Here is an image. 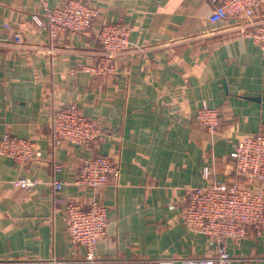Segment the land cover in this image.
<instances>
[{"label":"crops","instance_id":"obj_1","mask_svg":"<svg viewBox=\"0 0 264 264\" xmlns=\"http://www.w3.org/2000/svg\"><path fill=\"white\" fill-rule=\"evenodd\" d=\"M62 1L0 0V135L31 138L42 152L24 165L0 156V264L51 257L67 264H189L210 255L213 246L186 227L181 211L191 188L233 177L240 135L264 134V54L240 32L264 15L212 23V0H84L99 9L95 26L130 27L116 72L100 77L81 70L98 57L93 37L67 33L47 54V32L30 16L41 2ZM202 101L220 115L213 132L195 122ZM70 105L106 133L87 146L51 151L49 112ZM96 154L117 162L119 174L94 194L74 180L82 160ZM21 175L37 183L14 187ZM53 177L65 181L57 192ZM93 198L106 206L108 224L87 259L86 248L67 238L64 208ZM225 244L238 264H264V226Z\"/></svg>","mask_w":264,"mask_h":264},{"label":"built area","instance_id":"obj_2","mask_svg":"<svg viewBox=\"0 0 264 264\" xmlns=\"http://www.w3.org/2000/svg\"><path fill=\"white\" fill-rule=\"evenodd\" d=\"M214 5L208 19L217 23L228 18L240 20L264 15V0H212ZM41 11L32 13L31 20L45 28L48 37L47 54L54 53L57 44L67 33L93 37L99 46L95 62L81 66V70L93 76H110L116 72V60L129 47L130 27L123 21L102 22L95 26L99 9L84 0H64L49 6L43 2ZM10 28V24H4ZM13 40L22 44L20 30H13ZM264 54V21L251 25L249 32L241 28ZM195 122L213 132L221 125L216 108L205 101L195 110ZM47 144L51 151L60 146H87L103 137L105 126L96 119L84 116L78 107L70 105L53 108L48 115ZM42 152L31 138L18 137L9 131L0 135V156L24 165L38 159ZM233 177L228 182L208 183L191 188L185 195L181 211L182 222L193 232L206 237L213 246L210 255L188 260L189 264H238L239 260L226 251V239L238 241L250 231L259 232L264 226V134H243L237 138L234 152ZM54 171L61 166L55 164ZM207 176L208 168H203ZM119 174V165L106 155L96 154L85 158L75 173L74 183L94 194ZM20 189H30L37 180L17 176L11 181ZM52 189L57 192L65 184L59 178L51 179ZM64 220L68 240L86 248V258L93 257V248L106 234L108 224L106 206L93 198L88 206L69 202L64 208ZM37 264H67L66 260L51 257Z\"/></svg>","mask_w":264,"mask_h":264}]
</instances>
